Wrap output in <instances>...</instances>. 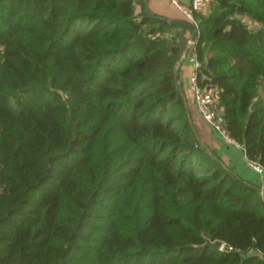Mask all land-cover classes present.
<instances>
[{
	"label": "trees",
	"instance_id": "trees-1",
	"mask_svg": "<svg viewBox=\"0 0 264 264\" xmlns=\"http://www.w3.org/2000/svg\"><path fill=\"white\" fill-rule=\"evenodd\" d=\"M138 3L0 0V264H264V194L198 141L175 78L191 29ZM195 22L198 82L264 166V0Z\"/></svg>",
	"mask_w": 264,
	"mask_h": 264
},
{
	"label": "crops",
	"instance_id": "crops-1",
	"mask_svg": "<svg viewBox=\"0 0 264 264\" xmlns=\"http://www.w3.org/2000/svg\"><path fill=\"white\" fill-rule=\"evenodd\" d=\"M142 6H145V9L148 12L159 16L167 18H184L182 14L178 15L179 10L171 4L169 0H144L143 5L141 4V0H139L138 8H141ZM191 35L192 30L186 29L184 31L183 36L186 39V43ZM192 48L193 44L189 51ZM191 70L192 63L186 56L178 66L179 83L188 108L190 119L195 126L201 142L208 150L214 151L223 164L228 166L242 178L247 179L252 184L260 187V192L264 194V181L248 164V158L246 157L242 146L236 142L227 140L218 132L214 131L200 115L189 86V75Z\"/></svg>",
	"mask_w": 264,
	"mask_h": 264
},
{
	"label": "built area",
	"instance_id": "built-area-1",
	"mask_svg": "<svg viewBox=\"0 0 264 264\" xmlns=\"http://www.w3.org/2000/svg\"><path fill=\"white\" fill-rule=\"evenodd\" d=\"M189 21L195 22V13H206L209 10L212 0H169ZM188 60L192 63V70L189 75V86L192 92L193 100L202 118L211 126V128L225 137L229 141L233 140L223 123L219 121L218 110L216 108L215 88L213 86H202L198 82V68L200 62L196 57L194 47L187 54ZM237 143V142H236ZM250 167L256 171L264 181V166L259 162L247 159Z\"/></svg>",
	"mask_w": 264,
	"mask_h": 264
},
{
	"label": "water",
	"instance_id": "water-1",
	"mask_svg": "<svg viewBox=\"0 0 264 264\" xmlns=\"http://www.w3.org/2000/svg\"><path fill=\"white\" fill-rule=\"evenodd\" d=\"M143 1L144 0H141V4L142 5H143ZM146 13H147L148 16H150L152 18H155V19H157V20H159L161 22H169V23L178 22V23H182V24L188 26L192 30V35H191L190 39L188 40V42L186 43V45L184 46L179 58L176 61L175 67H174L175 78H176V81L178 82L179 81L178 66L182 62V60L187 56L191 45L194 44L196 39H197V35H198L197 25H196V23H194L192 21H189V20H187L185 18H167V17L155 15V14H153L151 12H148V11H146ZM186 112L188 113L187 106H186ZM217 113H218V116H219V121L221 123H223V117H222L223 111L221 109H219ZM190 122H191L192 129H193V131H194V133L196 135V138L198 139L199 142H201V140H200V138L198 136V133H197V131L195 129V126L192 123L191 119H190ZM256 187H258V186H256ZM258 189L261 190L260 187H258ZM223 245H224V242L221 239L216 238V239L212 240V239H210V238H208L206 236L204 237V242L202 244H200V246H210L212 248H217V249H222Z\"/></svg>",
	"mask_w": 264,
	"mask_h": 264
},
{
	"label": "rangeland",
	"instance_id": "rangeland-1",
	"mask_svg": "<svg viewBox=\"0 0 264 264\" xmlns=\"http://www.w3.org/2000/svg\"><path fill=\"white\" fill-rule=\"evenodd\" d=\"M179 12H180V11H179ZM179 12H178V15H179V14L181 15V12H180V13H179Z\"/></svg>",
	"mask_w": 264,
	"mask_h": 264
}]
</instances>
